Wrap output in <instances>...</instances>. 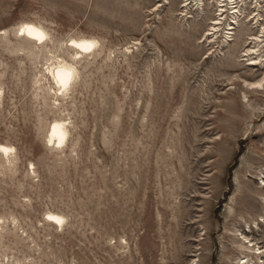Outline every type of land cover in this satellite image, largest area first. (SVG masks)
Here are the masks:
<instances>
[{
	"label": "rangeland",
	"instance_id": "obj_1",
	"mask_svg": "<svg viewBox=\"0 0 264 264\" xmlns=\"http://www.w3.org/2000/svg\"><path fill=\"white\" fill-rule=\"evenodd\" d=\"M195 1L0 0V264H264V33Z\"/></svg>",
	"mask_w": 264,
	"mask_h": 264
},
{
	"label": "bare ground",
	"instance_id": "obj_2",
	"mask_svg": "<svg viewBox=\"0 0 264 264\" xmlns=\"http://www.w3.org/2000/svg\"><path fill=\"white\" fill-rule=\"evenodd\" d=\"M253 1L254 0H251V2L249 1L250 3L248 4V0H241V1L215 0V3L218 7H224V6L228 7L229 5H232L230 9L233 10L232 11L233 19H235L236 22L234 24L230 23L231 32L229 34H231V37H230V40H227V43L229 41H232L235 35V30L239 26L246 25L247 30H253V27H255L257 30L259 29L258 33H262V34L264 33V24L261 21L263 20V17H264L263 15L264 5H261L262 1L264 3V0H256V1H259L257 2V7H256V8H259L257 10L259 13L253 18H251L252 12L251 13L248 12L249 9L247 6H252L254 4ZM195 2H196L195 5L199 4L198 1H195ZM225 3L227 4L225 5ZM201 5L202 6L205 5L204 0H201L199 6ZM20 31L22 33L21 35H23V37L28 41V43H31V45H34L33 48H31L32 46L28 47V48H31L29 49L30 51L29 50L28 51L31 54H34L35 56H37L36 54L46 52L49 46L48 43L53 42V38L50 35V33H48L40 25H37L34 23H25L22 26V29H20ZM258 33L256 34L257 35L256 37H260L258 36ZM248 35H251V34H248ZM71 43L72 44L68 46V48L74 52V55H73L74 57L72 58V60L67 61L64 59L61 62H58L56 65L49 67L47 69L49 71L48 74L51 75V77L53 78L55 84L59 88V91L64 90L66 92L67 90H69L68 88L71 87L73 83L76 82V77H78V69L76 67L78 64V61L82 60L85 57L84 55L95 53L98 47V44H99L98 41L94 39H89V38L73 39ZM34 49L37 50V53L34 51ZM250 50L251 49H249L248 52H250ZM43 75L47 77L46 73L44 72H43ZM263 82H264V77L259 82V84L262 85ZM68 134H69V131H68L66 124L61 120H55L49 132V137H48L49 143H51L56 148H61L64 145V143L67 141ZM0 150L3 155L9 158V156L14 151V148L7 146V145H0ZM49 219L51 220L52 223H55L58 225H62L65 222V218L62 215H59L56 213H50ZM244 238L248 239L246 236H244ZM249 243L251 244V242ZM241 247L250 252L255 251L256 255H261V248H257L256 246L252 244L250 246H246V244H242Z\"/></svg>",
	"mask_w": 264,
	"mask_h": 264
}]
</instances>
